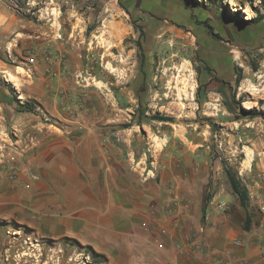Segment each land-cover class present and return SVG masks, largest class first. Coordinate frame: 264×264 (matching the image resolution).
<instances>
[{
	"label": "rangeland",
	"instance_id": "374dc122",
	"mask_svg": "<svg viewBox=\"0 0 264 264\" xmlns=\"http://www.w3.org/2000/svg\"><path fill=\"white\" fill-rule=\"evenodd\" d=\"M27 1L0 0L11 24L4 34L0 24L1 181L19 188L20 155L37 146L38 126L26 134L25 124L38 119L60 133L94 111L107 114L99 125L123 150L125 169L138 167L146 149L149 168L167 163L189 183L168 188L170 201H154L150 222L135 214L91 245L1 217L0 264H264V0ZM42 99L69 121L47 115ZM226 167L248 190L247 209ZM24 214L33 217V209ZM162 214H179L182 229L168 231ZM213 214L249 233L256 255L219 254L206 232Z\"/></svg>",
	"mask_w": 264,
	"mask_h": 264
},
{
	"label": "crops",
	"instance_id": "0c3cea01",
	"mask_svg": "<svg viewBox=\"0 0 264 264\" xmlns=\"http://www.w3.org/2000/svg\"><path fill=\"white\" fill-rule=\"evenodd\" d=\"M31 4L32 0L26 2L27 6ZM3 11L0 10V24L3 25L1 32L4 34L11 24H6L5 18L8 16L3 15ZM44 83L40 80L36 85L41 88L40 85L43 86ZM67 84L59 83L56 87L64 88ZM39 95L38 99H41L45 92ZM41 103L42 110L47 115L61 117L63 114V119L69 121L64 108L62 111L58 110L48 99H42ZM106 115L101 112L100 117L94 111L86 117L85 114H77L76 121H70L71 126L61 129L60 133L42 129L37 124L38 119L35 124H25L26 134L37 125L39 131L36 132L40 138L36 147L21 154L20 177L17 178L19 188L0 179V209L3 211L0 212V218L13 216L33 224L42 236H68L91 245L95 244V240L108 239L117 225L135 214L139 218L143 215L148 217L142 224L150 222L149 214L154 201H170V195L167 196L165 192L174 184L177 187L181 184L187 186L189 179L179 178L167 163L162 162L160 168L164 169L158 171V162L154 160L151 162L154 167L149 168L146 149L138 151V167L125 169L123 150L106 139L108 133L99 125ZM81 121L83 128L76 126ZM29 173L35 177L31 179ZM125 178L126 186L123 181ZM20 181L28 183V187L22 188ZM152 183L158 186V191H149ZM25 190H31L33 195L30 197ZM125 194L128 195L129 202L134 199V205H124L127 200ZM177 198L178 196L172 199ZM26 208L33 209V217L24 214ZM178 215L162 214L160 222L170 232L178 229L179 225L182 229ZM230 217L213 214V226L206 231L211 244L223 255L233 253L248 258L256 255L255 249L248 248L247 242L251 235H244L240 230L234 229ZM241 238L245 239V246L236 247L234 239ZM137 240L140 243L146 241L141 240L140 236Z\"/></svg>",
	"mask_w": 264,
	"mask_h": 264
},
{
	"label": "trees",
	"instance_id": "16d2710c",
	"mask_svg": "<svg viewBox=\"0 0 264 264\" xmlns=\"http://www.w3.org/2000/svg\"><path fill=\"white\" fill-rule=\"evenodd\" d=\"M218 2H222L223 0H215ZM196 4H200L199 1L194 0ZM260 19H264V17H260ZM144 60V59H143ZM208 70H210L208 68ZM242 81V77L240 75L237 76L236 82L240 83ZM30 105V104H29ZM34 107V106H33ZM154 119L159 120V121H170L171 119H167L166 117H160V116H155ZM226 173L228 176V179L230 181L232 190L234 195L238 198V201L242 207L247 209L249 207V193L246 187H243L241 183V179L239 178L238 174L235 172L233 173L229 167H226ZM90 251L91 248L87 247Z\"/></svg>",
	"mask_w": 264,
	"mask_h": 264
},
{
	"label": "built area",
	"instance_id": "2783aa9c",
	"mask_svg": "<svg viewBox=\"0 0 264 264\" xmlns=\"http://www.w3.org/2000/svg\"><path fill=\"white\" fill-rule=\"evenodd\" d=\"M56 59H57V58H56ZM46 60H49V61H52V62L54 61L53 58H49V57H47ZM52 62H51V63H52ZM236 243H237V244H240V242H239L238 240H236ZM228 264H232V263H231V262H228Z\"/></svg>",
	"mask_w": 264,
	"mask_h": 264
},
{
	"label": "bare ground",
	"instance_id": "6f19581e",
	"mask_svg": "<svg viewBox=\"0 0 264 264\" xmlns=\"http://www.w3.org/2000/svg\"><path fill=\"white\" fill-rule=\"evenodd\" d=\"M21 156V155H20ZM33 177H35L34 175H33Z\"/></svg>",
	"mask_w": 264,
	"mask_h": 264
}]
</instances>
